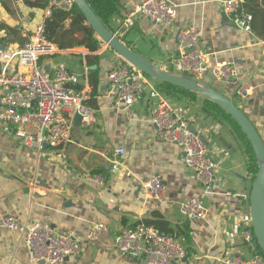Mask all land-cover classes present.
<instances>
[{
  "label": "crops",
  "instance_id": "crops-1",
  "mask_svg": "<svg viewBox=\"0 0 264 264\" xmlns=\"http://www.w3.org/2000/svg\"><path fill=\"white\" fill-rule=\"evenodd\" d=\"M37 1L0 0V46L4 47L0 50V70L2 52L21 48L45 21L46 8L31 3ZM119 1L120 11L113 16L111 29L164 69L174 70L171 60L177 53V32L187 26L199 29V46L209 53L211 61L203 82L233 100L238 98L239 85L249 87L246 98L235 101L264 140L263 36L239 27L226 13L224 0H169L178 10L172 25L164 27L136 17L125 29L124 17L144 0ZM257 2L264 7L262 0ZM99 41L96 51L73 46L40 59L51 77L59 66L78 75L75 88L89 95L95 125L77 123V112H71V141L63 148L38 152L26 147L12 127L0 121V215H13L21 223L42 220L59 232L80 237L81 254L67 259L66 264H143L144 258L113 247L123 228L140 222L156 224L187 249L186 257L175 264H224L223 260L234 254L251 257L253 251L243 240L242 230L251 219L254 179L237 135L229 126L203 114L200 105V112L189 109L191 125L202 131L210 156L218 164L217 183L206 187L186 166L181 147L157 134L152 114L164 96L157 89V80L147 77L148 88L133 105L117 104L108 75L123 59ZM220 63L235 69L232 83H222L213 76ZM21 69L17 59L9 66L13 73ZM5 92L0 88V97ZM87 172L100 173L104 182L85 178ZM155 176H161L165 184L163 200L150 197L146 191L145 183ZM197 196L203 200L205 216H185L182 205ZM96 223L106 224L107 229L89 239ZM0 264L47 263L29 258L22 233L0 228Z\"/></svg>",
  "mask_w": 264,
  "mask_h": 264
},
{
  "label": "built area",
  "instance_id": "built-area-1",
  "mask_svg": "<svg viewBox=\"0 0 264 264\" xmlns=\"http://www.w3.org/2000/svg\"><path fill=\"white\" fill-rule=\"evenodd\" d=\"M243 0H224L226 13L232 15L236 24L251 30L252 15L243 10ZM73 0H48L45 19L53 9L71 10ZM177 6L169 0H144L128 12L122 21L129 29L136 17L150 19L155 24L170 26L177 16ZM1 19V13H0ZM44 21L38 24L31 39L14 51H3L0 70V88L6 89L0 97V121L14 130L15 136L28 148L43 152L47 148L59 149L71 141L73 121L71 112L81 115V123L91 127L97 123L94 109L88 104L89 95L75 88L78 75L66 66L55 69L50 76L41 66L43 56L54 55L61 49L44 34ZM177 53L172 58L173 69L203 82L211 68L209 53L199 46L201 31L194 26L181 28L176 35ZM17 59L22 68L15 73L9 71L11 62ZM235 69L229 63L216 65L213 76L222 83H232ZM110 87L117 104L133 105L147 88V77L133 65L123 61L108 75ZM249 87L241 84L236 96L244 99ZM152 120L161 140L177 143L184 154V162L206 187L218 181L217 162L210 156L209 145L202 131L191 125L189 107L161 96L153 110ZM85 178L103 183L100 173L85 174ZM150 197L163 200L165 184L161 176H155L145 183ZM185 216L203 218L206 208L200 196L186 200L182 205ZM242 230L243 240L251 245L253 254L249 258L231 255L224 264H264V257L258 253L252 221ZM0 228L17 230L24 236L29 258L47 264H66L82 252L81 238L72 233L59 232L48 223L36 219L32 223H21L10 214L0 215ZM107 229L106 224L92 226L88 238L96 239ZM116 251L144 258L149 264H175L187 255V249L174 237L162 232L154 225L140 222L122 229L113 243Z\"/></svg>",
  "mask_w": 264,
  "mask_h": 264
},
{
  "label": "trees",
  "instance_id": "trees-1",
  "mask_svg": "<svg viewBox=\"0 0 264 264\" xmlns=\"http://www.w3.org/2000/svg\"><path fill=\"white\" fill-rule=\"evenodd\" d=\"M87 2L102 22L107 27L111 28V20L113 16L120 11V1L87 0ZM262 2L264 6V0H262ZM31 3L45 9L48 0H38L37 2ZM260 7L261 5L257 0H245L243 2V10L252 15L251 29L264 37V7ZM67 21H69V23H67ZM44 26V34L46 38L55 43L60 49H66L73 46H85L91 51L99 49L100 41L96 37L92 27L87 23L84 13L77 7V5H74L71 10L59 8L53 9L51 16L45 19ZM79 35L82 36L79 37ZM173 71L176 72L175 70ZM145 76L151 78L146 74ZM157 82V89L159 92L172 101L192 107H196L200 103V109L203 114L229 126L241 141L250 162V170L253 173V179L255 178L259 167L254 149L240 125L230 114L212 100L203 97L198 93L186 90L168 82L159 80H157ZM147 224L159 228L154 223ZM161 231L167 233L163 230ZM257 251L264 257L259 246Z\"/></svg>",
  "mask_w": 264,
  "mask_h": 264
},
{
  "label": "water",
  "instance_id": "water-1",
  "mask_svg": "<svg viewBox=\"0 0 264 264\" xmlns=\"http://www.w3.org/2000/svg\"><path fill=\"white\" fill-rule=\"evenodd\" d=\"M73 1L74 5H77L84 13L87 23L92 27L96 36L103 41L107 47L117 53L123 61L133 65L151 78L171 83L212 100L230 114L240 125L249 139L258 161L259 168L251 187L249 204L256 241L261 252L264 254V140L252 120L245 114L235 100L216 87L186 74L164 69L155 64L150 58L135 50L119 37L115 31L102 22L87 0ZM2 49H4V47L0 46V50ZM81 118V115L76 113L75 121L77 123H81ZM41 263L45 262L41 261ZM142 263L149 264L146 259H142Z\"/></svg>",
  "mask_w": 264,
  "mask_h": 264
},
{
  "label": "rangeland",
  "instance_id": "rangeland-1",
  "mask_svg": "<svg viewBox=\"0 0 264 264\" xmlns=\"http://www.w3.org/2000/svg\"><path fill=\"white\" fill-rule=\"evenodd\" d=\"M235 100L238 102V98H235ZM182 104V103H181ZM183 105H185V104H183ZM199 105H200V103H199ZM187 107H189V109H191V111H199L200 112V109H199V107L198 106H196V107H192V106H188V105H186Z\"/></svg>",
  "mask_w": 264,
  "mask_h": 264
}]
</instances>
